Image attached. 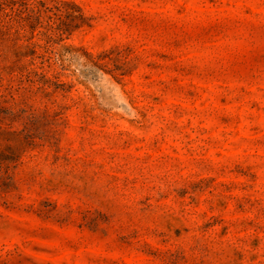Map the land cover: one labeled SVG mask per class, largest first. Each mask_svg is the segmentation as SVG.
<instances>
[{
  "label": "rangeland",
  "instance_id": "374dc122",
  "mask_svg": "<svg viewBox=\"0 0 264 264\" xmlns=\"http://www.w3.org/2000/svg\"><path fill=\"white\" fill-rule=\"evenodd\" d=\"M0 264H264V0H0Z\"/></svg>",
  "mask_w": 264,
  "mask_h": 264
}]
</instances>
